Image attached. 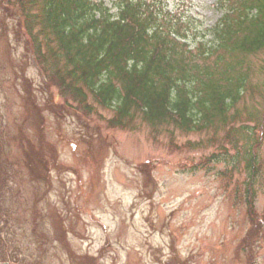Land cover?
Listing matches in <instances>:
<instances>
[{"label": "rangeland", "instance_id": "obj_1", "mask_svg": "<svg viewBox=\"0 0 264 264\" xmlns=\"http://www.w3.org/2000/svg\"><path fill=\"white\" fill-rule=\"evenodd\" d=\"M2 1L12 15L0 4V264H264V49L243 59L247 83L225 123L183 131L134 116L122 128L109 123L114 105L88 97L77 112L48 70L43 84L17 38L19 6ZM168 1L211 38L218 0ZM40 146L48 183L26 165ZM249 148L260 166L253 217Z\"/></svg>", "mask_w": 264, "mask_h": 264}, {"label": "trees", "instance_id": "obj_2", "mask_svg": "<svg viewBox=\"0 0 264 264\" xmlns=\"http://www.w3.org/2000/svg\"><path fill=\"white\" fill-rule=\"evenodd\" d=\"M16 4L17 38L41 67L43 84L48 70L60 96L79 101L80 108L67 104L77 112L88 111V97L101 106L114 105L109 123L122 128L134 116L183 131H200L216 118L225 123L247 83L243 59L264 49V0H218L221 15L209 40L170 9L168 0H114L111 7L98 0ZM210 57L214 60L206 62ZM39 148L25 152L26 165L33 180L48 183L50 158ZM243 159L244 202L253 217L260 166L251 148ZM82 260L95 264L91 257Z\"/></svg>", "mask_w": 264, "mask_h": 264}]
</instances>
